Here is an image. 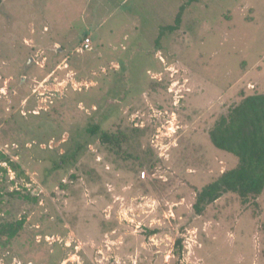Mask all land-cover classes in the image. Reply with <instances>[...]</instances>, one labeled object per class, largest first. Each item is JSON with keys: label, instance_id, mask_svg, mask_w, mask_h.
Here are the masks:
<instances>
[{"label": "rangeland", "instance_id": "374dc122", "mask_svg": "<svg viewBox=\"0 0 264 264\" xmlns=\"http://www.w3.org/2000/svg\"><path fill=\"white\" fill-rule=\"evenodd\" d=\"M47 1L0 2V264H264V191L193 210L238 164L208 132L264 93V0Z\"/></svg>", "mask_w": 264, "mask_h": 264}, {"label": "trees", "instance_id": "16d2710c", "mask_svg": "<svg viewBox=\"0 0 264 264\" xmlns=\"http://www.w3.org/2000/svg\"><path fill=\"white\" fill-rule=\"evenodd\" d=\"M185 7H181L176 15V25L167 27L170 32L178 28ZM121 65L124 67L123 62ZM133 130L137 131L136 129ZM86 132L89 133V136L96 137L100 143L108 146L117 154L121 145L127 141V136L125 137L122 131L110 133L101 129V125H91L86 129ZM208 135L216 149L236 157L238 164L235 168L222 173L217 180L197 191L193 204V210L197 216H202L208 206L225 194H236L243 203H248L250 198L259 197L263 193L264 93L246 96L240 103L229 108L227 114L216 120ZM78 148L80 149V147ZM0 156L2 161L7 162L14 170H18L19 166L10 162L4 154H0ZM155 161H150L148 166L154 168ZM65 163L66 161L62 159L61 163L56 164V167L61 168L62 164ZM23 227L22 221L19 220L1 223L0 239L5 238L1 245L5 247L15 240ZM177 243L181 245V240H177Z\"/></svg>", "mask_w": 264, "mask_h": 264}, {"label": "crops", "instance_id": "0c3cea01", "mask_svg": "<svg viewBox=\"0 0 264 264\" xmlns=\"http://www.w3.org/2000/svg\"><path fill=\"white\" fill-rule=\"evenodd\" d=\"M125 1H126V0H123V2H125ZM85 2H86V0H85ZM46 3H47L48 5H53L52 0H49V1H47ZM91 19H92V15L89 16V20H90V21H91ZM103 21H104V20H103ZM103 21H102V22H103ZM100 25H101V24H100ZM100 25H99V26H100ZM87 27H90V25L87 24ZM84 32H86V33H84V34L87 35V37H91V36H92V35L90 34V30H88V28H86ZM102 42L106 43L105 41H102ZM94 43L97 44L98 47H101V46L103 45V43H101V39H97Z\"/></svg>", "mask_w": 264, "mask_h": 264}, {"label": "built area", "instance_id": "2783aa9c", "mask_svg": "<svg viewBox=\"0 0 264 264\" xmlns=\"http://www.w3.org/2000/svg\"><path fill=\"white\" fill-rule=\"evenodd\" d=\"M91 47V41L89 39H85L82 43V49H89Z\"/></svg>", "mask_w": 264, "mask_h": 264}]
</instances>
